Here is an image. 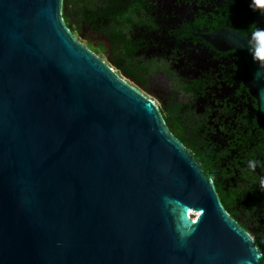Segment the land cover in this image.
<instances>
[{"label": "water", "instance_id": "water-1", "mask_svg": "<svg viewBox=\"0 0 264 264\" xmlns=\"http://www.w3.org/2000/svg\"><path fill=\"white\" fill-rule=\"evenodd\" d=\"M253 47L233 46L264 136ZM145 82L163 108L190 102L161 74ZM0 264H260L153 101L74 38L62 0H0Z\"/></svg>", "mask_w": 264, "mask_h": 264}, {"label": "flooded vegetation", "instance_id": "flooded-vegetation-1", "mask_svg": "<svg viewBox=\"0 0 264 264\" xmlns=\"http://www.w3.org/2000/svg\"><path fill=\"white\" fill-rule=\"evenodd\" d=\"M95 6L132 13L128 33L142 46L136 55L145 47L157 51L140 60L162 65L171 78L157 74L189 97V103L177 96L167 101L183 105L191 155L235 199L236 214L225 211L264 264V136L248 87L254 81L233 48L252 44L264 76V31L257 32L264 30V0H97Z\"/></svg>", "mask_w": 264, "mask_h": 264}, {"label": "trees", "instance_id": "trees-1", "mask_svg": "<svg viewBox=\"0 0 264 264\" xmlns=\"http://www.w3.org/2000/svg\"><path fill=\"white\" fill-rule=\"evenodd\" d=\"M96 3L97 0H62V18L67 28L76 32L79 30L80 25H84L98 32L107 33L111 43L118 49L120 58L115 61V64L120 66L122 63L123 66L120 67L125 74L145 88V75L151 72L159 73L163 71L167 73L162 65L156 64L153 60L144 62L135 59L136 53L142 46L131 40L128 33L129 20L133 18L132 13H112L107 12L106 9L100 11L97 10ZM115 21L116 25H114ZM95 52L96 55H100L101 49L95 48ZM167 74L171 78V74ZM164 112L166 114L164 120L169 131L191 153V137L189 134L191 125H189L188 116L185 114L183 105L177 101H166L164 102ZM200 167L205 176L210 178L206 169ZM213 184L223 208L230 212L231 216L232 214L235 215V199L225 191L221 179L213 178Z\"/></svg>", "mask_w": 264, "mask_h": 264}, {"label": "rangeland", "instance_id": "rangeland-1", "mask_svg": "<svg viewBox=\"0 0 264 264\" xmlns=\"http://www.w3.org/2000/svg\"><path fill=\"white\" fill-rule=\"evenodd\" d=\"M71 33H74V38L80 42L83 46L88 48L94 54L95 48L101 49V54L97 55L103 62H105L111 69L119 75L125 82L138 89L144 96L153 101L157 109L161 112L163 118L166 117L164 108L158 98H156L148 89L142 88L135 81L131 80L125 74H123L118 68L113 66L112 60L110 59V40L107 33L98 32L89 28L88 26L80 25L79 30L74 32L70 29Z\"/></svg>", "mask_w": 264, "mask_h": 264}, {"label": "clouds", "instance_id": "clouds-1", "mask_svg": "<svg viewBox=\"0 0 264 264\" xmlns=\"http://www.w3.org/2000/svg\"><path fill=\"white\" fill-rule=\"evenodd\" d=\"M261 31H264V30H258L257 32H261ZM258 44H260V41H258ZM261 183L264 184V180H261Z\"/></svg>", "mask_w": 264, "mask_h": 264}]
</instances>
